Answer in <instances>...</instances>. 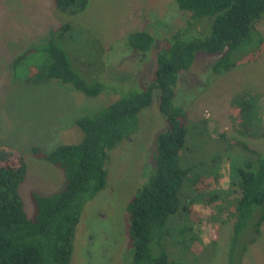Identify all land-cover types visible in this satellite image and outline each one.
I'll return each instance as SVG.
<instances>
[{"label":"rangeland","instance_id":"1","mask_svg":"<svg viewBox=\"0 0 264 264\" xmlns=\"http://www.w3.org/2000/svg\"><path fill=\"white\" fill-rule=\"evenodd\" d=\"M189 17L178 8L176 0H89L86 10L70 21L91 29L101 43V55L85 47L82 38L86 35H79L80 43L69 38L59 42L73 70L84 81L101 82L110 88L98 97H88L53 79L40 84L24 82L29 68L42 62L40 53L29 54L16 68L12 65L20 54L41 47L64 21L52 1L0 0V155L14 151L25 159L27 175L19 190L29 216L34 211L32 193L47 196L65 186L64 174L36 159L31 148L50 152L60 144L79 143L84 134L73 119L93 115L141 91L154 78L156 53L162 49L164 39ZM198 21L189 36L205 38L211 20ZM256 27L264 37V20ZM138 30L153 38L144 54L127 44L128 34ZM257 39L252 34L238 47L231 58L234 65L226 70L212 72L210 68L219 57L198 54L190 70L178 75L174 103L183 107L191 120H186V142L175 159L185 173L179 200L181 209L186 210L172 216L162 229L161 246L169 264H227L225 246L232 225L227 214L235 197L234 169L247 156L216 136L225 132L229 138L264 150V137L243 135L237 129L236 115L246 98L253 112L246 120L251 122L252 131L257 133L262 123L264 127V48L255 61H247L257 51ZM200 120H206L207 125ZM59 128H64V132L59 130L63 134L55 130ZM166 128L155 91L151 104L138 116L136 131L108 151L106 186L86 199L75 232L71 264H127L130 260L127 207L152 174L157 136ZM217 158L220 161L214 166L212 161ZM201 182L209 186H199ZM256 215L253 213L238 238L233 263L264 264V227L250 244ZM213 238L218 244H212ZM245 246L248 249L242 258ZM152 250H156L155 245Z\"/></svg>","mask_w":264,"mask_h":264},{"label":"trees","instance_id":"2","mask_svg":"<svg viewBox=\"0 0 264 264\" xmlns=\"http://www.w3.org/2000/svg\"><path fill=\"white\" fill-rule=\"evenodd\" d=\"M51 1L64 21L41 47L20 54L12 65L16 68L29 54L40 53L42 62L29 68L24 82L40 84L53 79L88 97H98L110 88L101 82L84 81L73 70L66 52L59 45L68 38L73 43H80L79 35H86V39L82 38L85 47L94 48L93 52L101 55V43L91 29L70 21L86 10L89 0ZM176 3L190 17L164 39L162 49L156 53L153 80L141 91L124 96L93 115L74 118L73 124L84 134L79 143L60 144L50 152H44L37 146L31 148L36 159L51 164L65 177L62 190L47 196L31 194L34 202L31 216L25 210L19 190L27 175L24 157L14 151L6 156L0 155V264H71L75 232L86 199L96 196L106 186L108 151L136 131L138 116L151 104L155 91L158 92L159 110L166 119L167 128L157 136L149 180L127 207L131 241V257L127 264H169L161 246L162 229L172 216L186 210L185 207L181 209L179 200L185 173L175 159L186 142V120H191L185 109L174 103L178 75L190 70L198 54L219 57L210 68L214 73L230 68L234 65L231 59L234 51L252 34L258 37V48L247 61H255L264 48V37L256 27L264 20V0H176ZM201 18L211 20L209 35L205 38L190 37L191 28L198 27ZM152 42V36L141 30L127 36L128 46L143 54L150 49ZM243 101L239 114L236 113L237 129L253 139L264 137L263 123L255 133L250 127L251 122L246 121L253 112L246 98ZM202 121L207 125L206 120ZM55 130L58 134L64 132V128ZM216 137L247 156L242 165L234 169L235 197L231 212L227 214L228 220L232 221L231 240L225 246L227 264H236L232 258L234 250L253 213L257 215L250 244L258 239L264 227V150H256L238 139L229 138L225 132ZM214 161L216 166L220 158ZM197 184L209 186L203 182ZM219 215L224 222V217ZM211 242L218 244L214 238ZM153 245L156 246L155 251L152 250ZM247 249L246 246L242 248V258Z\"/></svg>","mask_w":264,"mask_h":264}]
</instances>
